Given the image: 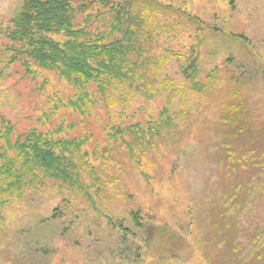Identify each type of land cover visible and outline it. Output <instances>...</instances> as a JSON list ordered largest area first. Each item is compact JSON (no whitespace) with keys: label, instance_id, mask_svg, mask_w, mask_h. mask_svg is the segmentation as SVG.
<instances>
[{"label":"rangeland","instance_id":"1","mask_svg":"<svg viewBox=\"0 0 264 264\" xmlns=\"http://www.w3.org/2000/svg\"><path fill=\"white\" fill-rule=\"evenodd\" d=\"M71 1L89 4L88 0ZM163 1L183 14L159 15L158 32L145 42L155 59L169 58L164 77L175 86L182 83L168 50L187 53L192 34L201 27L210 31L202 45V61L206 70L218 69V81L206 100L193 94L169 97L175 126L153 138L144 162L152 176L150 183L125 155L124 145L110 142L109 129L137 121L146 129L147 119H157L164 97L147 99L142 93L122 90L126 105L113 104L110 114L97 95L92 97L96 105L83 114L69 106L77 90L56 72L34 66L35 74L27 75L18 63L8 66L6 41L0 33V128L5 119L15 134L32 128L49 133L61 127L69 137L88 136L86 150L98 167L102 188L92 205L59 183L38 176L21 197H10L1 208L0 264H264V191L255 193L254 204L246 195L234 198L240 213L231 230L221 216L230 195L215 188L220 172L216 152L225 151L226 143L218 118L235 93H241L248 106L246 119L238 124L243 132L239 141L243 146H257L255 156L262 159L264 0H233L232 6L228 0ZM21 2L0 0V30L8 27ZM94 7L74 21L76 26L85 24L92 34L104 28L102 21L93 18L98 13ZM184 12L196 19L189 23ZM229 34L238 39H229ZM87 89L92 94L96 90L94 85ZM239 152H245L243 147ZM261 182L264 186V176ZM55 211L59 213L56 220L52 218ZM130 211L141 214L145 229L153 227L151 241L134 227Z\"/></svg>","mask_w":264,"mask_h":264},{"label":"trees","instance_id":"2","mask_svg":"<svg viewBox=\"0 0 264 264\" xmlns=\"http://www.w3.org/2000/svg\"><path fill=\"white\" fill-rule=\"evenodd\" d=\"M88 1L89 4L75 5L71 0H22L9 19L8 27L0 30L6 41L3 47L8 55L7 65L18 63L27 75L35 74L34 66L41 71L56 72L59 78L77 90L69 106L83 114L96 105L92 97L97 95L110 114L113 104L126 105V91L142 93L147 99L162 95L164 105L156 120H146V129L139 121L126 126L113 124L108 136L110 142L124 145L125 155L150 183L152 176L147 173L144 162L154 143L153 138L159 137L162 129L172 131L175 126L170 115L169 97L180 95L185 98L193 94L206 100L217 87L218 69L206 70L202 61V45L206 32L210 31L197 28L191 36L192 43L187 53L168 50L183 79L180 85L175 86L172 79L164 77V67L169 58L155 59L151 56L153 49L146 48L145 42L151 41L158 32L159 15L169 16L181 11L163 0ZM228 3L232 6L233 0H228ZM89 5L96 7L98 13L93 18L102 21L104 27L93 34L85 24H74L76 16L86 14L91 7ZM184 15L189 23L196 19L190 12H184ZM90 19L89 15L86 21ZM228 38L238 39L233 34H229ZM91 85L96 88L93 94L87 89ZM155 85L158 87L155 88ZM122 90L126 91L121 93ZM113 93L117 99L112 97ZM247 108L246 98L239 92L235 93L218 118L226 143L222 146L225 151L216 152L220 172L215 188L224 195H230L221 216L231 225V230H235L240 213L233 204L234 198L246 195V200L250 199L254 204L255 193L264 191L261 182L264 149H261L262 159L257 160V146H243L239 141L243 132L238 124L246 116ZM1 126L0 211L10 197L19 198L26 188L33 186L38 176L51 179L95 204L93 196L98 198L102 188L96 174L98 167L93 165L86 150L88 136L69 137L61 127L49 133L32 128L26 133L15 134L5 119H1ZM242 147L245 152L240 153ZM257 172L259 175L256 176ZM58 214L55 211L52 218L56 220ZM130 217L134 227L142 229L151 241L153 227H143L138 211H130ZM237 249L235 247L234 251ZM241 263L246 264L245 261Z\"/></svg>","mask_w":264,"mask_h":264}]
</instances>
